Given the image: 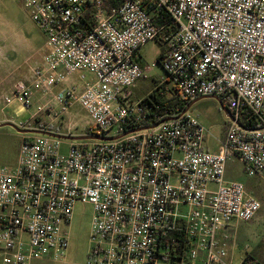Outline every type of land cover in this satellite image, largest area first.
Returning a JSON list of instances; mask_svg holds the SVG:
<instances>
[{"label":"built area","instance_id":"obj_1","mask_svg":"<svg viewBox=\"0 0 264 264\" xmlns=\"http://www.w3.org/2000/svg\"><path fill=\"white\" fill-rule=\"evenodd\" d=\"M23 5L45 38L42 62L2 100L40 105L36 126H20L27 135L17 166H0V263L65 255L67 228L83 203L93 208L87 264H232L225 229L262 207L244 183L227 178V163L237 158L248 177L264 170V0ZM155 40L166 45L167 79L147 97L181 106L136 99L155 67L143 65L141 51ZM87 75L84 85H67ZM205 97L233 118L217 151L207 149L209 131L190 113ZM76 104L89 118L82 134L71 123L61 132L40 121ZM246 111L259 127L239 123ZM239 264L260 263L247 255Z\"/></svg>","mask_w":264,"mask_h":264},{"label":"rangeland","instance_id":"obj_2","mask_svg":"<svg viewBox=\"0 0 264 264\" xmlns=\"http://www.w3.org/2000/svg\"><path fill=\"white\" fill-rule=\"evenodd\" d=\"M44 44L45 38L25 10L23 0H0V55L6 57L7 68L14 69L22 66L27 68L33 65L39 58L36 52L39 49H44ZM165 49L166 45L160 40L151 41L142 49L143 65L151 66L155 64V67L150 77L139 83L135 91L136 99H144L151 91L155 90L157 83L167 79V74L163 67L157 63V60ZM33 54L35 55L33 56ZM28 58L31 60L28 61ZM73 77L76 78V81L77 79L80 81H77L80 85H84L90 78L89 75H87L86 80H80L78 76ZM37 103L36 101L32 108L27 109L18 103L5 107L3 100H0V116L10 119L8 125L0 127V166L9 168L17 166L18 152L21 148L23 137L27 135L23 133L24 130L20 126H36L32 120L37 105H40ZM56 112L47 121L56 130L66 132V126L71 123L74 133L82 134L89 127L87 113L78 104L73 105L67 114L62 115L61 109L58 107L56 108ZM190 113L198 118L209 131L206 138L207 147L211 150L217 148L218 140L222 139L226 134L227 129H225V124L228 120L220 100L212 97L200 98L192 105ZM40 118V121H46L45 113ZM68 142V140H64L63 153L66 152ZM227 178L244 183L248 193L255 197L256 195L253 193L254 185L263 187L260 191L264 206V173L263 177H248L244 172L243 164L236 158H232L227 163ZM262 212H264V207L262 208ZM92 217V206L78 203L74 209L71 224L67 228L69 232L67 254L58 258L57 261L45 260L43 264H87L91 248L90 233ZM233 225L245 226L246 224L234 222ZM237 254L243 256V248L238 249ZM48 257L36 260H44Z\"/></svg>","mask_w":264,"mask_h":264},{"label":"crops","instance_id":"obj_3","mask_svg":"<svg viewBox=\"0 0 264 264\" xmlns=\"http://www.w3.org/2000/svg\"><path fill=\"white\" fill-rule=\"evenodd\" d=\"M42 49H39L36 53V55H39V58L35 63L27 68H24V66L19 68L10 69L7 68L6 64V57L3 55H0V100H2V96L4 92H7V90L17 81L20 80H28L30 79L31 75V69L34 68L36 65L42 62ZM35 54H33L34 56ZM41 55V56H40ZM33 59V58H32ZM28 61L31 59L28 58ZM77 81H79L77 79ZM76 78L72 77L67 85H71L73 83H76ZM80 82V81H79ZM196 102V101H195ZM193 102L192 105L195 103ZM191 105V107H192ZM46 121L50 119L49 116L45 115ZM43 119V118H42ZM10 119L6 117L0 116V125L2 124H8V121ZM24 133V132H23ZM225 137V136H224ZM222 137V139L224 138ZM207 147V143H206ZM207 149H209L207 147ZM210 151H217V148ZM20 149L18 152V158H19ZM237 159V158H236ZM238 160V159H237ZM18 163V162H17ZM264 170L258 174L255 177H263ZM230 180V179H229ZM263 187L260 185H254V191L253 193L256 195V198H258L262 204L260 212L257 214V216L251 220L248 223H245V226L242 225H230L225 229V233L228 235V248H229V262L232 264H239L241 263L244 258L248 255L254 260L258 261L260 264H264V212H262L263 206V197L261 194V191ZM243 248L244 255L239 256L238 249ZM67 254V251H66ZM45 260L48 261H57L54 259L53 256H49L47 259L44 260H34L31 262V264H43Z\"/></svg>","mask_w":264,"mask_h":264},{"label":"trees","instance_id":"obj_4","mask_svg":"<svg viewBox=\"0 0 264 264\" xmlns=\"http://www.w3.org/2000/svg\"><path fill=\"white\" fill-rule=\"evenodd\" d=\"M161 22H159L160 24ZM165 53V51H163L160 55V58L157 60V63L158 64H161V60H162V56L163 54ZM144 103L146 104H151V103H159L161 104L162 106L166 107V108H171L173 107L174 105H180L179 101L176 100V99H170V100H167L164 98V96L162 95H159V96H156V95H151L149 97H147L146 99H144ZM181 106V105H180ZM228 120L226 121V124H225V129H227V126H228ZM239 123L243 126V127H254V128H257L259 127L260 123L258 122V120L255 118V116H253V114L251 112H243L241 114V117L239 119ZM40 127H41V124H38ZM50 130L52 131H58L56 129H54V126H50Z\"/></svg>","mask_w":264,"mask_h":264},{"label":"water","instance_id":"obj_5","mask_svg":"<svg viewBox=\"0 0 264 264\" xmlns=\"http://www.w3.org/2000/svg\"><path fill=\"white\" fill-rule=\"evenodd\" d=\"M215 99H217V98H215ZM218 100V99H217ZM221 103V102H220ZM221 106H222V108L224 109V111L226 112V114H227V117L229 118V119H233L232 118V116L229 114V112H228V110H227V108L221 103ZM5 125H8V124H2V125H0V127H3V126H5ZM10 125V124H9ZM23 132H25V131H23ZM30 132H33V131H30ZM46 135H50V136H53V137H58V138H61V139H66L64 136H57V135H54V134H48V133H45Z\"/></svg>","mask_w":264,"mask_h":264}]
</instances>
